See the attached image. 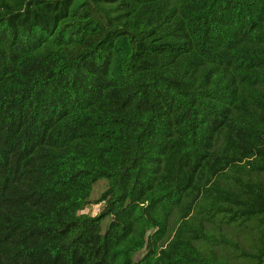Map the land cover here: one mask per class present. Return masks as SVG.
I'll return each instance as SVG.
<instances>
[{
    "label": "trees",
    "instance_id": "trees-1",
    "mask_svg": "<svg viewBox=\"0 0 264 264\" xmlns=\"http://www.w3.org/2000/svg\"><path fill=\"white\" fill-rule=\"evenodd\" d=\"M230 258L264 264V0H0V264Z\"/></svg>",
    "mask_w": 264,
    "mask_h": 264
},
{
    "label": "rangeland",
    "instance_id": "rangeland-1",
    "mask_svg": "<svg viewBox=\"0 0 264 264\" xmlns=\"http://www.w3.org/2000/svg\"><path fill=\"white\" fill-rule=\"evenodd\" d=\"M105 187H106V180L105 179H99L93 184L92 190H91V193L89 196L90 201L85 205V207L81 210V212L94 215L100 211V209L102 207V203H98V202H96V200L99 197L100 193L105 189ZM202 203H203L202 205L205 204V202H202ZM178 215H179V208H174L173 211L171 212L170 216L168 217V230H169L168 235L169 236L167 239H169V237H171V235H172L173 229L175 228V225H176ZM107 221H108V218H105L102 221V230H103L105 224L107 223ZM206 228L213 231L215 234L219 233V231H220L225 235L233 237L234 239H236L240 242L242 248H244V249L247 247V244H249L251 242V240H249V239L245 240L242 236L243 234L234 233L230 229V227L226 226V225H221L218 230H216L214 227L211 229L208 226H206ZM200 241L201 240H197L194 243L197 244ZM141 253H142V251L137 253L135 258L139 257L141 255ZM230 261L234 262L235 264H243V263H241L240 260L237 261L236 258H230Z\"/></svg>",
    "mask_w": 264,
    "mask_h": 264
}]
</instances>
